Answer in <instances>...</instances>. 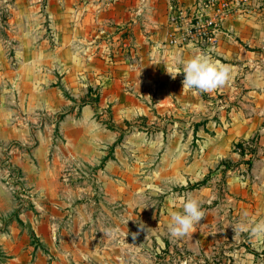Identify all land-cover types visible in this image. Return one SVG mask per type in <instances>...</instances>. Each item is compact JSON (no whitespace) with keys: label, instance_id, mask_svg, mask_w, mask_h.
Instances as JSON below:
<instances>
[{"label":"rangeland","instance_id":"rangeland-1","mask_svg":"<svg viewBox=\"0 0 264 264\" xmlns=\"http://www.w3.org/2000/svg\"><path fill=\"white\" fill-rule=\"evenodd\" d=\"M83 11L92 14L86 30ZM232 17L243 21L240 32L226 28ZM228 31L237 44L260 45L254 50L261 59L252 66H264V0H0V45L10 69L21 65L29 76L26 88L55 87L71 101L91 104L101 93L104 104L101 119L93 107L87 118L80 115L82 137L102 155L65 152L62 132L34 152L46 153L58 173L49 179L60 186L51 192L61 205L55 211L36 207L34 199L46 196L31 191L28 174L7 156L20 148L0 145V241L10 234L8 224L28 211L50 216L51 241L31 240L47 264H264V237L251 232L264 221L262 180L250 157L239 167L210 150L206 133L212 131L200 127L204 120L194 126L193 112L175 100L183 74L173 79L167 72L181 67L174 52H210ZM17 45L37 46L47 57L29 61L35 51H21L25 58ZM56 47H62L59 60L51 56ZM67 69L71 81L63 78ZM2 86L14 90L10 82ZM245 148L253 150L232 146L238 153ZM188 196L200 202L204 218L173 237L170 214L182 211ZM17 228L26 230L20 221ZM12 258L0 242V264Z\"/></svg>","mask_w":264,"mask_h":264},{"label":"crops","instance_id":"crops-1","mask_svg":"<svg viewBox=\"0 0 264 264\" xmlns=\"http://www.w3.org/2000/svg\"><path fill=\"white\" fill-rule=\"evenodd\" d=\"M83 1L90 2V0ZM89 14L91 13L82 12L81 30H86L85 22L92 17V14L91 17ZM234 19L236 17L230 18L225 26L234 32H240L244 23L243 21L233 22ZM3 46L0 45V145L12 144L20 148V150L9 149L7 156L12 154L11 162L25 175L28 174L27 184L32 189L31 191H39L46 196L47 199H34V201L37 200L35 201L36 207L46 211H55L60 202L51 196V192L56 191L58 194L60 186L55 185L53 178L49 179L53 172L57 173V171L54 167L50 169L47 165L49 158L46 153L34 152L45 150L47 145L51 144L50 141L54 134L62 132L67 138V142L64 143L65 152L73 153L75 156H87V158L95 157L97 151L102 155L103 152L97 149L96 142L82 137L84 119L80 118V115L87 118L93 107L98 108L97 113L101 119L104 115L103 95L100 93L98 101H93L91 104L88 100L71 101L55 87L28 90L26 83L29 76L24 74L21 65L13 70L10 69V62L4 55ZM256 46L260 45L237 44L228 31L227 36L219 45L210 52L206 51L214 59L231 66V79L228 84L208 93L209 99L202 98L197 90H183V85L179 84L175 88V100L178 101L181 109L185 108L193 112L191 116L195 118L194 126L199 123V120H204L200 127H204L206 131H212L207 132L206 135L207 142L213 145L210 148L213 153L221 155L225 161L239 162V167L241 162L245 163V160L250 157L252 170L256 178L259 177L262 180L259 186L262 187L264 186V66L259 64L252 66L254 62L258 63L262 56L256 54L254 50ZM17 47V53L21 56L24 54L21 51L25 53L29 50L35 51L33 58H27L29 61L36 59L35 62L38 63L41 57L44 59L47 57L43 50L37 49L34 45H17ZM39 47L42 49L43 46ZM61 48L56 47L54 51H51V56L59 60L58 49ZM198 52H200L199 49L194 48L190 52L184 50L173 54L176 55L175 58L178 61L182 62ZM167 54L170 55L169 51L164 53L162 60L167 59ZM186 54L189 55L186 56ZM23 57L26 58V54ZM50 60H52L51 57ZM67 60L64 59L63 62ZM71 70L65 71L66 74L63 76L65 80L71 81L74 78ZM98 72L93 70L94 75ZM30 76L32 78L34 74L30 73ZM163 78L165 81L171 79L165 75ZM7 82L14 85V90L3 88L2 84ZM9 91L11 93H7ZM86 98H89L87 94ZM165 100L166 98H163L160 102L166 103ZM217 101H220V104ZM177 110L179 106L176 107ZM113 111L115 112L114 109ZM178 113L182 115L181 110ZM177 122L182 123L181 120ZM236 142H241L244 146L249 145L253 150L250 149L251 151L248 152L249 148H245L242 153L235 152L232 146ZM64 144H60V147ZM22 148L26 149L27 153L22 152ZM60 158L63 160L62 155L58 159ZM58 166L59 170L62 169L60 164ZM49 188L53 189L49 191ZM262 191H264L263 187ZM29 214L26 211L13 219L8 224L11 229L10 234L5 241H0L4 249L8 251V255L13 257L9 264H47L41 250L35 249L31 240L32 237H41L46 244L51 241V232L48 231L50 216L42 214V217H38L37 214ZM19 221L26 229H23L22 233H20L21 229L17 228Z\"/></svg>","mask_w":264,"mask_h":264},{"label":"clouds","instance_id":"clouds-1","mask_svg":"<svg viewBox=\"0 0 264 264\" xmlns=\"http://www.w3.org/2000/svg\"><path fill=\"white\" fill-rule=\"evenodd\" d=\"M173 79L177 74H183V90H197L201 93H211L225 85L231 79V66L223 64L211 55L200 51L185 59L176 70L167 69ZM182 211L170 214L169 233L173 237H183L204 218L200 202L192 196L181 201ZM254 236L264 237V221L251 229Z\"/></svg>","mask_w":264,"mask_h":264},{"label":"built area","instance_id":"built-area-1","mask_svg":"<svg viewBox=\"0 0 264 264\" xmlns=\"http://www.w3.org/2000/svg\"><path fill=\"white\" fill-rule=\"evenodd\" d=\"M207 23L208 25H215V21H213L211 18H208Z\"/></svg>","mask_w":264,"mask_h":264},{"label":"trees","instance_id":"trees-1","mask_svg":"<svg viewBox=\"0 0 264 264\" xmlns=\"http://www.w3.org/2000/svg\"><path fill=\"white\" fill-rule=\"evenodd\" d=\"M201 183H203V182H201Z\"/></svg>","mask_w":264,"mask_h":264}]
</instances>
